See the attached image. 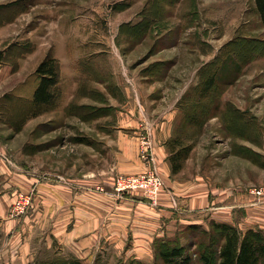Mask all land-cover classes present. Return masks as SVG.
Listing matches in <instances>:
<instances>
[{
    "label": "rangeland",
    "instance_id": "374dc122",
    "mask_svg": "<svg viewBox=\"0 0 264 264\" xmlns=\"http://www.w3.org/2000/svg\"><path fill=\"white\" fill-rule=\"evenodd\" d=\"M22 1L29 6L25 20L36 23L42 13L34 6L36 1ZM57 2L61 6L53 9V15L47 6ZM45 3L44 32L58 25L62 34L67 29L70 36L66 45L71 61L60 65L56 59L62 76L61 87L58 85L56 90L59 98L37 112L29 109L32 120L22 134L10 140L8 162L12 160L38 179L83 178L90 158L102 152L105 136L111 133L115 101L105 95V89L109 86L111 92L122 96L116 89V74L123 80L125 74L133 73L144 78L142 90L149 94L148 102L155 99L167 108L176 102L179 120L184 108L188 107L185 111L188 118L202 112L199 108L204 104L195 105L196 98L192 97L195 95L192 89L202 78L222 65L224 78L228 70L238 66L236 79L209 95L213 103L215 97L219 98L217 113L201 126L196 122L182 131L181 143L189 146L190 151L181 171L185 170L188 176L199 173L207 181L226 188L234 186L240 191L264 188V27L254 0H45ZM75 71L80 76L77 91L68 102L60 94L72 85L69 76ZM101 76L108 81L107 86L98 82ZM121 175H113V185ZM105 193L117 199L123 197L114 193L113 186ZM28 195L31 203L26 213L32 204V194ZM12 207V217L20 218L13 214ZM202 230H209V225L186 229L182 246L191 256V264H203L200 258L203 254L215 264L217 237L210 239ZM40 252L43 254V250ZM56 256L59 255L47 253L40 260H64ZM103 259L97 264H120L112 255ZM150 264L163 263L156 259Z\"/></svg>",
    "mask_w": 264,
    "mask_h": 264
},
{
    "label": "crops",
    "instance_id": "0c3cea01",
    "mask_svg": "<svg viewBox=\"0 0 264 264\" xmlns=\"http://www.w3.org/2000/svg\"><path fill=\"white\" fill-rule=\"evenodd\" d=\"M35 1L42 13L30 24L25 20L27 3L0 0V151L6 156L12 149L10 140L22 134L32 120L29 109L39 81L35 74L38 65L49 54L60 65L71 61L67 29L63 27L62 34L58 25L44 32L46 3ZM57 3L47 6L48 12L61 6ZM77 75L76 71L70 74V88H60L61 99L72 101ZM114 78L122 96L111 92L108 81L99 77L98 82L107 86L105 95L115 101L114 120L111 133L105 136L106 145L90 158L83 178L38 179L12 160L0 158V264H38L47 253L73 257L82 264L104 260L105 255L114 256L119 263L150 264L161 244L177 241L182 245L186 229L192 226L205 228L216 222L242 232H264V188L240 191L207 181L199 173L188 176L183 170L173 174L168 143L177 132L179 105L174 102L167 108L155 99L148 102L151 98L142 90L144 78L134 73L125 74L124 80L118 74ZM61 79L60 72V87ZM183 92L180 89V96ZM88 95L86 91L84 96ZM145 134L152 143L153 160L148 165L139 158L140 137ZM150 170L164 181L156 207L140 191L117 199L95 190L100 185L111 189L114 174ZM29 193L32 204L28 213L12 217L17 196Z\"/></svg>",
    "mask_w": 264,
    "mask_h": 264
},
{
    "label": "trees",
    "instance_id": "16d2710c",
    "mask_svg": "<svg viewBox=\"0 0 264 264\" xmlns=\"http://www.w3.org/2000/svg\"><path fill=\"white\" fill-rule=\"evenodd\" d=\"M255 11L259 17L261 25L264 27V0H254ZM235 66V65H234ZM223 67V65H222ZM222 67L214 71L209 76L201 79V82L192 89V97L196 98L195 105L201 106L199 108L201 113H195L191 116H185V111L188 108L182 109V117L179 119L177 125L176 136L172 138L168 147L170 149L169 161L172 168V173L176 174L181 171L183 162L187 158L190 147L184 146L181 143L183 130L187 126H195L196 122H200V126L205 123L208 118L214 116L220 107L219 98L215 97L214 103L210 101L209 95H213L212 91L231 83L236 79L238 66L226 72L227 74L222 78ZM220 73V75H219ZM38 77V85L34 91L31 107L37 112L42 107L47 106L58 100L57 86L60 81L59 65L55 58L50 54L38 65L35 71ZM220 94V93H219ZM216 95V94H214ZM208 97V102H207ZM217 100V101H216ZM206 101V102H205ZM206 103V104H205ZM186 104V103H185ZM34 112V113H35ZM198 114V116H195ZM203 114V116L201 115ZM237 121V120H236ZM183 131V132H182ZM172 148V149H171ZM177 148V149H176ZM196 226L190 227L194 229ZM203 233L210 239L215 240L216 261L215 264H264V232L255 231L253 229L242 232L237 227L226 223L210 222L209 230H202ZM61 257V256H56ZM156 259L163 264H191V256L185 252V247L176 242H167L161 244L156 251ZM61 261H46L43 264H82L80 260L73 257H63ZM203 264H212L211 259L207 256H200ZM58 260V259H57ZM40 262V264H42ZM97 264V261L96 263ZM120 264H125L120 262ZM126 264H144L135 260H130Z\"/></svg>",
    "mask_w": 264,
    "mask_h": 264
},
{
    "label": "built area",
    "instance_id": "2783aa9c",
    "mask_svg": "<svg viewBox=\"0 0 264 264\" xmlns=\"http://www.w3.org/2000/svg\"><path fill=\"white\" fill-rule=\"evenodd\" d=\"M0 158L8 162L7 156L0 151ZM139 158L145 164H150L153 160L152 143L148 135L140 138ZM96 191L105 193L104 186H96ZM164 190V181L161 176L153 170L137 175H121L115 178L113 191L118 196H124L127 193L140 191L149 199L152 206H157L160 193ZM31 198L28 194H19L13 204L12 211L15 216H21L26 213L30 206Z\"/></svg>",
    "mask_w": 264,
    "mask_h": 264
}]
</instances>
